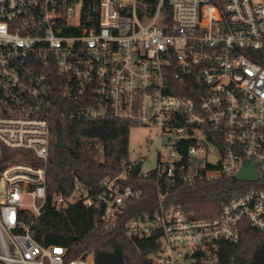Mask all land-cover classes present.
<instances>
[{"label":"built area","instance_id":"obj_1","mask_svg":"<svg viewBox=\"0 0 264 264\" xmlns=\"http://www.w3.org/2000/svg\"><path fill=\"white\" fill-rule=\"evenodd\" d=\"M61 119L156 127L166 155L148 172L123 161L97 195L77 180L58 210L103 205L104 229L125 218L127 236L157 235L156 264L212 255L244 223L264 231V0H0V264H95L31 232ZM244 161L256 179L236 178ZM152 172L155 208L126 219L145 194L135 175ZM222 176L241 183L217 215L168 203L178 184Z\"/></svg>","mask_w":264,"mask_h":264},{"label":"trees","instance_id":"obj_2","mask_svg":"<svg viewBox=\"0 0 264 264\" xmlns=\"http://www.w3.org/2000/svg\"><path fill=\"white\" fill-rule=\"evenodd\" d=\"M57 124L65 147L53 144L48 163V201L43 214L32 218L34 237L44 245H65L67 259L92 254L95 264H156L160 251L157 235L127 236L125 218L118 227L104 229L99 223L103 205L87 207L79 200L58 210L52 204L53 197L71 194L77 180L97 195L102 180L117 174L122 162L131 159V125L118 120L84 119H61ZM98 142L103 145V155L96 147ZM135 176L145 194L126 219L134 213L152 210L157 204L155 172L145 179ZM240 183L225 176L181 183L171 190L168 203H181L185 210H195L199 217L215 216L220 202L234 195ZM24 218L32 220L29 214H24ZM187 264H264V231L244 223L237 242L220 241L212 255L197 250Z\"/></svg>","mask_w":264,"mask_h":264},{"label":"rangeland","instance_id":"obj_3","mask_svg":"<svg viewBox=\"0 0 264 264\" xmlns=\"http://www.w3.org/2000/svg\"><path fill=\"white\" fill-rule=\"evenodd\" d=\"M157 133L156 127L133 126L130 128V156L131 158L139 157L143 160L141 170L148 172L158 166L159 157L166 155L165 148H162L159 155V142L154 140ZM4 194V184L0 182V198ZM25 204H31L26 200Z\"/></svg>","mask_w":264,"mask_h":264},{"label":"water","instance_id":"obj_4","mask_svg":"<svg viewBox=\"0 0 264 264\" xmlns=\"http://www.w3.org/2000/svg\"><path fill=\"white\" fill-rule=\"evenodd\" d=\"M65 141H63V134L61 129H58L57 132V138H56V145L59 148L65 147L64 144ZM142 161L138 162L134 167V172H138L141 168ZM255 163H249L248 161H244V165L242 168L236 173V178L240 180H253L257 178V173L255 169Z\"/></svg>","mask_w":264,"mask_h":264}]
</instances>
